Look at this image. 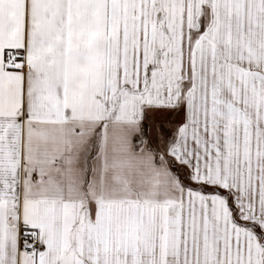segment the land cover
<instances>
[{"label":"snow or ice","instance_id":"obj_1","mask_svg":"<svg viewBox=\"0 0 264 264\" xmlns=\"http://www.w3.org/2000/svg\"><path fill=\"white\" fill-rule=\"evenodd\" d=\"M0 264H264V0H0Z\"/></svg>","mask_w":264,"mask_h":264}]
</instances>
